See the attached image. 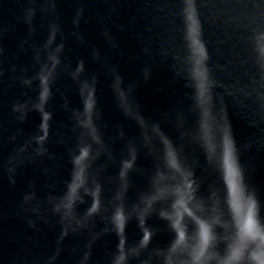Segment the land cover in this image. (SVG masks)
Instances as JSON below:
<instances>
[{"label":"water","instance_id":"water-1","mask_svg":"<svg viewBox=\"0 0 264 264\" xmlns=\"http://www.w3.org/2000/svg\"><path fill=\"white\" fill-rule=\"evenodd\" d=\"M0 264H264V0H0Z\"/></svg>","mask_w":264,"mask_h":264}]
</instances>
